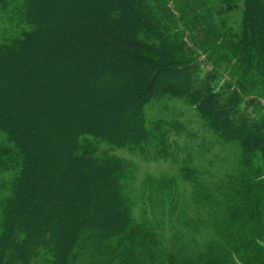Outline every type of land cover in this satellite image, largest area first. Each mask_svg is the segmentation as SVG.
I'll use <instances>...</instances> for the list:
<instances>
[{
	"label": "trees",
	"instance_id": "1",
	"mask_svg": "<svg viewBox=\"0 0 264 264\" xmlns=\"http://www.w3.org/2000/svg\"><path fill=\"white\" fill-rule=\"evenodd\" d=\"M12 2L0 0V11L12 7ZM104 7L109 22L124 27L125 33L118 35L103 22L98 33L129 59L135 76L141 70L150 78L146 77L145 86L136 90L134 100L123 109L110 106L106 112L99 102L82 107L71 119L57 117L68 128H78L68 134L60 156H46L53 162L51 169L64 167L60 172L65 180L54 183L58 191L39 200L35 211L29 207L32 195L44 179L36 160L45 147L39 141L41 136L30 133L35 124H27L23 116L31 114V108L39 126L53 117L55 82L46 71V81L35 80L31 86L25 82L35 75L34 70L40 73L36 63L55 55L57 44L45 29L47 22L38 13L37 0L18 1V16L11 17V27L0 30V170L11 173L5 182L8 191L0 196V264H257L246 253L264 252L259 244L264 243V178L256 180L262 166L253 169L255 182L242 194L240 205L221 217L210 214L209 230L216 236L204 239L199 248L197 231L192 228L166 236L160 226L136 219L132 167L115 155H98L86 135L115 146L145 145L151 139L146 104L164 95L183 97L197 107L206 126L222 142L238 144L245 156L258 155L264 166V0H110ZM64 29L58 27L61 32ZM56 37L60 40L63 35ZM10 62L20 65L26 75ZM99 66L92 85L102 92L119 93L120 97L113 98L120 104L132 92L129 71L116 63ZM58 88L78 98L83 91L88 93L87 84L79 95L76 87ZM25 93L32 98L26 113L18 111L24 104L14 99L25 101ZM93 106L107 120L84 125L89 121L86 111ZM121 111L130 119L125 129L109 122ZM56 127L48 125L44 132L58 136ZM72 165L77 169L69 179ZM99 175H106L109 183L108 189H100L113 194L110 211L102 218L97 207L91 208L95 196L69 190L90 185ZM192 182L203 187L200 179L193 177ZM68 196L71 201L62 205ZM217 198L215 194L209 197L211 206L217 205ZM228 209V205L224 207V211ZM27 213L28 219L22 218ZM113 214L120 220L110 224Z\"/></svg>",
	"mask_w": 264,
	"mask_h": 264
},
{
	"label": "rangeland",
	"instance_id": "2",
	"mask_svg": "<svg viewBox=\"0 0 264 264\" xmlns=\"http://www.w3.org/2000/svg\"><path fill=\"white\" fill-rule=\"evenodd\" d=\"M18 1L20 0H13L12 7L8 6L0 11V30L7 26L11 27L8 24L11 17L18 16V12H15ZM37 3L41 10L38 11L39 15L41 13V17L45 18L47 22L44 23L45 29L53 34L50 35L57 45L55 55L49 56L40 64L36 63L40 73L34 70L35 75L23 78H26V85L31 86L33 83L35 84V80L46 81V74L50 73L55 82V96L52 99L55 101L56 108L55 112L52 111V116L55 118L52 117L44 122V125L40 124L39 126L33 121L35 115L30 108L32 104L30 94L25 93L23 102L19 100L20 97L14 98L16 102L20 101L24 104V107L18 111L26 113L30 108L31 114L27 112L28 115L23 116V121L27 124H35L29 129L30 133H37L38 136H41L39 141L45 147V151L41 152L42 156L36 160V166L41 173H44V179L40 183V190L32 195V203L29 206L31 211H35L40 206L39 200L42 201L55 195L58 189L54 183L60 182L62 179L65 180L63 177L65 174L60 172L64 167H58L56 170L51 169L53 162L49 155L53 156L55 153L57 157L67 138H70L68 134L78 126L74 125L68 128L63 122L58 121L57 117L62 115L65 119H71L82 111V107L92 104L97 106L99 102H102L100 105L102 110L106 107V112L110 106L119 105L123 109L127 103L134 100L137 95L136 90L142 89L145 82L149 80L146 78L148 74L141 70L137 71V76H135L134 66L131 65L129 59L122 56L114 45L112 47V42L98 33V28L102 26L101 22H103L105 25H110L116 34L124 36V27L111 24L107 18V10L104 5L108 6L110 0H37ZM60 25L65 27L63 32L58 30ZM58 34L63 35L60 40H56ZM43 48L42 56L45 57V47ZM40 52L42 51H38L39 56ZM103 63L109 65L116 63L119 64L120 69L126 68L129 71L128 86L132 88V92L120 104L117 99L113 98V96L120 97L119 93L113 94L111 89L102 92L92 85L95 73L100 67L99 65ZM10 66L16 67L23 76L26 75V71L22 70L20 65L17 66L16 63L10 62ZM130 70L134 72L131 73ZM43 71L47 72L45 77ZM84 84L88 85V93L81 91ZM67 85L76 87V94L79 95L78 92H82L83 96L78 98L76 95L58 88H65ZM86 112L89 116L85 119L89 121L84 125L92 121L107 120L106 115L99 114L96 107L92 110L90 108ZM94 115H98V117H94ZM145 116L146 127L151 133V139L145 145L115 146L96 137L89 135L86 137L94 143L98 155H115L132 167L131 177L134 181L131 200L136 219L160 226L166 236L182 229L183 233H187L188 229L192 228L197 231L195 238L201 248L204 239L215 235L212 230H209L210 214L213 213L214 217H221L227 215L233 207L240 205L242 194L248 188L253 187L251 182H255L256 170L253 169L258 168V165L263 167V171L257 172L256 180H259V178H264V174H262L264 166L257 157L258 155L248 153L245 156L246 153L240 149L238 144L222 142L206 126L197 107L186 98L164 95L152 99L145 106ZM109 122L125 129L129 125L130 119L121 111L119 117H110ZM54 124L57 125L55 132L58 136H52L54 135L52 132L51 134L44 132V130L47 131L48 125ZM90 125L96 124L91 123ZM47 155L51 159L49 157L46 159ZM62 156L67 161V155L62 154ZM45 160L50 163L47 164ZM67 165L69 164L67 163ZM70 169L67 175L69 179L77 168L75 165L73 168L72 165ZM192 171H196L198 177L194 176L195 173L192 174ZM10 176L9 171L0 170V196L8 191L5 182L9 180ZM96 177L97 179L91 181L90 185L81 184L75 188L69 184V181L66 182H68V186L72 187L69 189L72 192L95 196L97 201L91 204V208L97 207L100 218H102L106 211H110L108 208L113 194L111 191L100 189V187L109 188V183L106 182L107 176ZM193 177L197 181L200 179L203 187H198L193 183ZM214 194L218 195L217 205L211 206L209 197ZM99 196L102 202L99 201ZM65 199L61 201L64 203L62 205H67L66 203L71 201L69 196ZM227 205L229 209L224 211V207ZM29 215L30 213L24 214L22 218H27ZM113 215L115 216V214ZM119 220L115 216L110 224H115ZM259 244L264 250V243L261 241ZM248 254L255 258L257 264H264V252L254 255L253 252L248 251L246 256Z\"/></svg>",
	"mask_w": 264,
	"mask_h": 264
}]
</instances>
